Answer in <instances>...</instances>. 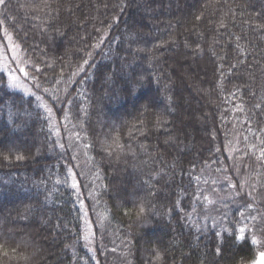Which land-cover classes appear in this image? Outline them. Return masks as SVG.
<instances>
[{
    "label": "trees",
    "instance_id": "obj_1",
    "mask_svg": "<svg viewBox=\"0 0 264 264\" xmlns=\"http://www.w3.org/2000/svg\"><path fill=\"white\" fill-rule=\"evenodd\" d=\"M0 21L52 109L0 68V264H251L264 0H5ZM229 153L254 193L214 208Z\"/></svg>",
    "mask_w": 264,
    "mask_h": 264
},
{
    "label": "rangeland",
    "instance_id": "obj_2",
    "mask_svg": "<svg viewBox=\"0 0 264 264\" xmlns=\"http://www.w3.org/2000/svg\"><path fill=\"white\" fill-rule=\"evenodd\" d=\"M30 63L25 59L23 52L20 49V46L15 41L14 37L11 35L10 32H8L5 27L0 28V68L6 73L7 76V82L10 88L15 89L19 92H22L27 95H35L38 100L42 103L43 107L50 108L45 99H44V92L45 89L39 85V83L35 80V78L31 75L29 66ZM24 68V72H20L19 69ZM24 73H27L25 75ZM52 114V113H50ZM55 122V119H54ZM68 131H66V134ZM236 143V141H235ZM239 144V143H238ZM236 151H233L234 153L238 152L239 147L235 149ZM243 155V154H242ZM245 155H243L244 157ZM242 157V158H243ZM240 158L234 159L232 154L229 153V161H226L224 164V174L217 177V179L214 181V178L212 179V182H214V188L207 189L205 192V199L207 198L208 204H212L214 208H220L221 203L224 201V199L232 200V203L242 205L244 204L243 200H237V198L242 199L243 195H247L249 198L253 196L254 190L253 188H246V183L249 182L250 178V172L249 169L253 166V162L250 163L249 161H246ZM223 164V165H224ZM243 167V170H242ZM249 168V169H248ZM248 169V171H247ZM242 170V171H240ZM245 171V172H244ZM241 172V173H240ZM264 177V176H263ZM225 183H227V187L234 188L233 191H230L231 189H227L226 187L222 189L225 186ZM263 185V186H261ZM260 187L257 189V197L259 199V205L261 207L262 213H257L254 217L257 218L259 221L260 219L264 218V178L262 180ZM211 190V191H210ZM251 194V195H250ZM251 196V197H250ZM230 200V201H231ZM238 201V202H237ZM250 200L249 202H246L243 207L246 205V217H248V223L242 224L241 227H248L249 222L251 221V217L253 216V212H257L258 210H255L256 206H253ZM251 204L252 207L249 208L248 205ZM257 209V208H256ZM83 222H84V239L87 243V245L92 248L93 245V226L91 224V221L89 217L87 216V213L84 211L83 213ZM243 223L245 220H242ZM246 223V222H245ZM249 233L252 232L248 231ZM257 239V252H256V258L253 260L255 261L258 259V253L260 251H264V236H261L259 233L256 234ZM253 261L251 264H253Z\"/></svg>",
    "mask_w": 264,
    "mask_h": 264
},
{
    "label": "snow or ice",
    "instance_id": "obj_3",
    "mask_svg": "<svg viewBox=\"0 0 264 264\" xmlns=\"http://www.w3.org/2000/svg\"><path fill=\"white\" fill-rule=\"evenodd\" d=\"M4 2H5V0H0V4H3ZM197 19H200V17H197ZM0 23H3V21H0ZM105 35H107V32H105ZM102 42L103 41L101 40V43ZM99 46H100L99 43L95 45V47H99ZM83 63L84 64H87L88 63V60L87 59L84 60ZM83 70L84 69L82 67L79 69V71H83ZM19 71L20 72H24V68H20ZM37 71H39V69H37ZM24 74L27 75V73H24ZM78 74L79 73H77V75ZM45 91H47V90H45ZM53 100H55V97H53ZM47 111L49 113H51L52 112V109L51 108H48ZM61 147H62V145H61ZM23 158H24L23 156H17L16 157L17 160H21ZM4 159L7 160V159H9V157L6 155V156H4ZM72 187L75 188L76 187V184L73 183L72 184ZM248 207L251 208L252 205L249 204ZM144 211H145L144 207L141 206L139 208V211H138V216L143 215ZM240 215H241V219L245 220V222L247 224L248 223V217H246L244 215V213H241ZM238 231H239L240 235H236L235 238H236L237 241L246 239L245 233L248 232V231H251L252 232V243L253 244H256L258 242L257 239H256V234L259 233L261 236H264V218H262V219H260L258 221L256 217H251V223H250V225L248 227H243L242 226V227L239 228ZM216 235H217V237H220L221 233L217 232ZM233 235H235V230L233 231ZM216 254L218 256L222 254V248L221 247L218 246L216 248ZM253 264H264V251H260L258 253V259H256L255 261H253Z\"/></svg>",
    "mask_w": 264,
    "mask_h": 264
}]
</instances>
